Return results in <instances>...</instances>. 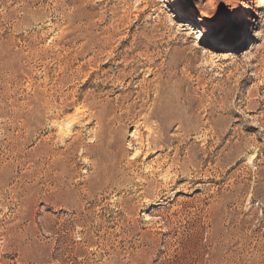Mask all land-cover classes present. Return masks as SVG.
I'll return each mask as SVG.
<instances>
[{"label": "rangeland", "instance_id": "1", "mask_svg": "<svg viewBox=\"0 0 264 264\" xmlns=\"http://www.w3.org/2000/svg\"><path fill=\"white\" fill-rule=\"evenodd\" d=\"M0 264H264V0H0Z\"/></svg>", "mask_w": 264, "mask_h": 264}, {"label": "bare ground", "instance_id": "2", "mask_svg": "<svg viewBox=\"0 0 264 264\" xmlns=\"http://www.w3.org/2000/svg\"><path fill=\"white\" fill-rule=\"evenodd\" d=\"M111 145H112V143H108V146H110L111 147ZM105 149V148H104ZM106 150H107V148H106ZM105 152V151H104ZM141 154V153H140Z\"/></svg>", "mask_w": 264, "mask_h": 264}]
</instances>
